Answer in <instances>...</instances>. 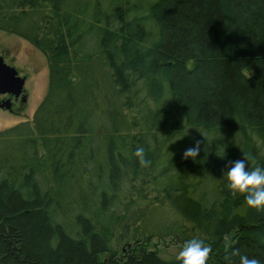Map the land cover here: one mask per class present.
<instances>
[{
	"label": "trees",
	"instance_id": "1",
	"mask_svg": "<svg viewBox=\"0 0 264 264\" xmlns=\"http://www.w3.org/2000/svg\"><path fill=\"white\" fill-rule=\"evenodd\" d=\"M0 30L47 67L0 129V264H180L155 245L193 238L264 264V212L223 176L264 168V0H0Z\"/></svg>",
	"mask_w": 264,
	"mask_h": 264
},
{
	"label": "clouds",
	"instance_id": "2",
	"mask_svg": "<svg viewBox=\"0 0 264 264\" xmlns=\"http://www.w3.org/2000/svg\"><path fill=\"white\" fill-rule=\"evenodd\" d=\"M201 151V141L196 140L192 147L184 150L182 160H196ZM141 167H149L151 161L146 158L145 149L139 147L134 152ZM223 176L227 181V188L233 195L244 196L246 205L257 212H264V168L254 167L249 169L248 157L243 156L235 161H228L223 171ZM212 249L210 245L202 240L193 238L187 241L177 255L180 264H207V260ZM239 256V264H260L256 258L241 256L239 249H231V257Z\"/></svg>",
	"mask_w": 264,
	"mask_h": 264
},
{
	"label": "rangeland",
	"instance_id": "3",
	"mask_svg": "<svg viewBox=\"0 0 264 264\" xmlns=\"http://www.w3.org/2000/svg\"><path fill=\"white\" fill-rule=\"evenodd\" d=\"M0 54L4 60L14 65L19 74L25 75L24 88L26 100L19 111L0 107V129L24 120L32 114L46 88L47 67L43 53L30 44L25 38L0 30ZM155 247L162 256H177L176 243H157Z\"/></svg>",
	"mask_w": 264,
	"mask_h": 264
},
{
	"label": "water",
	"instance_id": "4",
	"mask_svg": "<svg viewBox=\"0 0 264 264\" xmlns=\"http://www.w3.org/2000/svg\"><path fill=\"white\" fill-rule=\"evenodd\" d=\"M25 75L19 74L18 69L6 62L2 54H0V93H8L14 96L20 95L24 90ZM24 101L26 99L25 92L21 96ZM0 107L12 110L11 97L0 98Z\"/></svg>",
	"mask_w": 264,
	"mask_h": 264
},
{
	"label": "flooded vegetation",
	"instance_id": "5",
	"mask_svg": "<svg viewBox=\"0 0 264 264\" xmlns=\"http://www.w3.org/2000/svg\"><path fill=\"white\" fill-rule=\"evenodd\" d=\"M25 91H23L20 95H18L17 97L14 96V95H11V94H8V93H0V98H5V97H8L10 96L11 97V100H12V111H19L21 110L23 107H24V103H25V100L23 101L21 99V96L23 95ZM26 94V92H25Z\"/></svg>",
	"mask_w": 264,
	"mask_h": 264
}]
</instances>
